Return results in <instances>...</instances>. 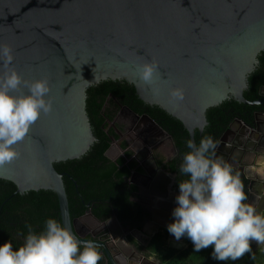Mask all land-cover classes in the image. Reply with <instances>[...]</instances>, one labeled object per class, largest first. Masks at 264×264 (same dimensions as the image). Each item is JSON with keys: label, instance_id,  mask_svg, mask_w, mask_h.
Wrapping results in <instances>:
<instances>
[{"label": "water", "instance_id": "1", "mask_svg": "<svg viewBox=\"0 0 264 264\" xmlns=\"http://www.w3.org/2000/svg\"><path fill=\"white\" fill-rule=\"evenodd\" d=\"M0 44L11 46L12 66L24 79L49 80L54 100L53 112L42 115L15 146L20 159L0 167V180L19 194L54 193L61 224L80 239L63 175L53 165L79 159L95 141L85 111L87 89L106 80L125 82L141 102L179 121L195 143L194 132L204 128L208 109L228 98L259 104L247 102L243 90L264 50V0H0ZM152 59L159 64L158 92L137 76L138 65ZM3 71L0 66V75ZM174 87L184 89L183 101L169 96ZM141 119L150 131L165 135L149 116ZM252 133V149L233 144L239 152L233 165L243 169L246 196L264 197V168L255 172L264 167V145L256 141L264 140V130ZM246 156L256 163L246 162ZM153 187L167 228L179 188L174 190L173 179L163 173ZM109 222L103 237L109 242L95 243L113 264L124 234L115 216ZM251 246L264 252V245Z\"/></svg>", "mask_w": 264, "mask_h": 264}, {"label": "clouds", "instance_id": "2", "mask_svg": "<svg viewBox=\"0 0 264 264\" xmlns=\"http://www.w3.org/2000/svg\"><path fill=\"white\" fill-rule=\"evenodd\" d=\"M13 50L0 44V167L20 159L16 145L23 141L31 126L42 115L53 112L54 100L47 78L26 80L12 66ZM137 76L154 92L159 78L158 61L138 65ZM26 88L27 92L22 89ZM174 101H183L182 87L169 89ZM189 149L182 156L179 172L187 179L179 182L173 222L167 231L179 241L186 237L193 250L211 248L217 262L236 261L251 251V245H264V214L246 203L247 196L232 165L217 157V144L211 136L199 144L186 141ZM24 243L14 248L10 241L0 244V264H99V246L92 240H80L56 219L45 221L41 232L27 226Z\"/></svg>", "mask_w": 264, "mask_h": 264}, {"label": "trees", "instance_id": "3", "mask_svg": "<svg viewBox=\"0 0 264 264\" xmlns=\"http://www.w3.org/2000/svg\"><path fill=\"white\" fill-rule=\"evenodd\" d=\"M131 96L138 108L130 103ZM243 97L249 100L245 93ZM121 106L129 108L137 115L149 116L171 136L178 155L167 167L175 176L181 175L177 172L176 166H180L183 154L189 151L186 147L188 134L181 123L158 107L141 102L133 86L120 81H102L86 91L85 111L94 143L79 159L53 165L55 171L63 175L62 181L71 220L89 212L99 222L115 216L120 224L130 222L137 226L145 216L143 209L130 199L131 192H136V188L127 182L132 172L143 173L141 167L135 160H131L130 152H124L123 156L113 161L105 155L111 144L110 137L118 139L114 128L108 124L113 122ZM231 107L237 109L233 114H229ZM254 109L225 101L220 106L207 110L205 128L217 143L234 114L243 111L251 115ZM194 138L198 145L197 133ZM120 147L124 149V143H120ZM183 179L187 177L183 176ZM49 218L61 223L54 193L41 190L19 194L12 183L0 180V244L10 241L14 248H18L24 243L28 225H31L34 232L39 233ZM187 243L189 244L184 250L167 248L163 235L157 233L143 250L148 255L156 256L160 264H264V252L253 251L252 246L251 251L239 260L217 262L210 257L211 248L195 252L191 241L187 239ZM98 250L102 256L99 264H110L102 254L101 248Z\"/></svg>", "mask_w": 264, "mask_h": 264}, {"label": "flooded vegetation", "instance_id": "4", "mask_svg": "<svg viewBox=\"0 0 264 264\" xmlns=\"http://www.w3.org/2000/svg\"><path fill=\"white\" fill-rule=\"evenodd\" d=\"M256 61L257 63L253 71L247 76L246 86L243 90V95L245 93L247 96H249V100H246L244 97L243 98L247 102H259V104L257 106H250L236 102L233 98H228L227 100H225L255 109L251 115H247V112L243 111H241V113L234 114L226 129L220 135L216 143L217 157L223 158V160L230 163L234 171L238 172L240 176H243V169L239 167L238 164L236 165L237 167L233 165L235 164V158H237V156L239 155V152L237 150L232 149L233 147H235L233 144H240L242 147L246 146L247 148L252 149L253 146L250 144V142H252L250 138H252V136L254 135L252 131L256 130L257 128H259L260 130H264V50H262L261 53L257 56ZM131 100L132 101H130V103L134 104V98L132 96ZM221 104H219L218 106H220ZM135 106L136 108L139 107L137 104ZM236 110V108L231 107L229 114H233V112H236ZM255 114H260L257 120H255ZM143 115L144 114L137 115L133 113L129 108L121 106L118 109V112L116 113V116L113 120L112 128H114L113 131L115 135L120 136L121 138H127L130 141V149L135 152V159L132 155L131 160H135L143 171V173L141 174L132 172L127 182L130 186H134L136 188V192H131L130 199L137 203L145 212L143 220L138 223L137 226L131 224L130 222H126L124 224L119 223L124 234V238L122 240L121 247L119 249L117 247L119 255L121 256L116 257V259L115 257H112L113 264H137L138 262L139 264H160L156 256L153 257V255H148L143 250L155 234L164 233V214L163 211L157 208L156 204L158 203V201L156 196L153 195V192L159 193V191L155 190L153 186L156 184V181L158 183V180L161 179V173L167 174L170 178L173 179L174 190H177L179 188V182L183 180L182 175L175 176L173 173H170L169 168L167 167V165L178 155V150L175 148L171 136L155 121L154 122L162 129L165 135L157 131H150L149 125L141 119ZM135 125L136 128L133 129V126ZM206 126L207 121L201 132L197 130L194 132V137L195 133H197L199 142L203 137L210 136L209 132H207L205 128ZM132 131L134 132V134H132ZM114 140L115 139L110 137L111 144ZM117 140H119V138ZM256 141H259L261 145H264V140L256 138ZM111 144L109 150L107 151V154L118 153L119 148H113L112 151ZM124 145L125 148H121L123 152H130L127 150L125 143ZM143 150H148L145 157L141 154L143 153ZM117 158H119V156L114 157V160ZM244 160L253 164H255L257 161L256 158H250L249 156H246ZM179 168V165L176 166V169L178 170L177 172H179ZM263 168L264 167L257 168L255 172L258 174H262L261 171L263 170ZM252 171L254 172L253 167ZM253 172L250 173L253 174ZM256 173H254L253 176L259 177V175H257ZM256 191L257 193L259 192L258 189ZM245 202L251 203L257 209V212L261 214L264 212V197L260 194L259 196L255 195L252 198H249L248 196ZM88 213L89 212H86V214L82 217L74 219L75 231L77 232L79 238L82 240L89 238L94 242H98L105 236L108 228L112 227V223L109 222L110 219L104 222H99L92 217L86 216ZM153 225H155L156 231L152 234H149L148 241L145 243L146 245L141 246L142 243L136 240V238L134 237V233L141 232V228L147 226L150 227V231H153ZM122 228H125L126 231H124ZM108 242L109 239L107 240L103 238L104 244H107ZM179 242L180 244L174 245L172 249L184 250L187 248V244H189L187 243L186 237H182ZM102 254L105 255L103 251ZM105 258L108 263L112 264L106 255Z\"/></svg>", "mask_w": 264, "mask_h": 264}, {"label": "rangeland", "instance_id": "5", "mask_svg": "<svg viewBox=\"0 0 264 264\" xmlns=\"http://www.w3.org/2000/svg\"><path fill=\"white\" fill-rule=\"evenodd\" d=\"M112 125H113V122H111V123L108 124L109 127H112ZM135 128H136V125L133 126V129H135ZM118 129H120V128H118ZM132 134H134L133 131H132ZM118 138H119V140L112 141V144L111 145H112V151H113V148H119V152L118 153H114V154L108 153L106 157L109 158L110 160H114V157H116V156H119V157L120 156H123V153L124 152H123V150L120 147V142H124L126 144L127 150L132 153V155H133V157L135 159V152L132 151V149H130V145H129L130 144V141L127 138H121L120 136H118ZM147 152H148V150H143V153H141L142 156L145 157L147 155ZM139 164H140V162H139ZM122 229L124 231H126L125 228H122ZM152 233H153V231H150V229L147 230V229L143 228V230L141 232L134 233V237L136 238V240L138 242L142 243L141 246H143L148 241L149 234H152ZM137 264H139V262Z\"/></svg>", "mask_w": 264, "mask_h": 264}, {"label": "crops", "instance_id": "6", "mask_svg": "<svg viewBox=\"0 0 264 264\" xmlns=\"http://www.w3.org/2000/svg\"><path fill=\"white\" fill-rule=\"evenodd\" d=\"M154 221V220H153ZM143 228L145 229H150V227H142L141 228V231L143 230ZM156 231V227L155 225H153V232ZM164 233H161L163 235V238H164V245L165 247L167 248H172L174 245H177V244H180L179 241L175 240L174 236H172L168 231H167V228H164ZM146 245V244H145Z\"/></svg>", "mask_w": 264, "mask_h": 264}]
</instances>
